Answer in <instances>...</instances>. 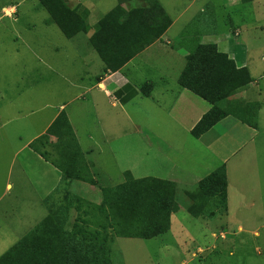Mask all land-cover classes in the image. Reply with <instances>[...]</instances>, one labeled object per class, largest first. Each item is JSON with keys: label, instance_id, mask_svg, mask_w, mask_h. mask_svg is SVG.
I'll list each match as a JSON object with an SVG mask.
<instances>
[{"label": "rangeland", "instance_id": "1", "mask_svg": "<svg viewBox=\"0 0 264 264\" xmlns=\"http://www.w3.org/2000/svg\"><path fill=\"white\" fill-rule=\"evenodd\" d=\"M89 1L0 0V125L10 117H22L44 105H57L73 99L80 90L72 86L87 82L91 84L90 75L101 74L102 60L91 46L100 32L94 30L87 35H90L87 39L85 35L89 32L88 27L98 21H101V26L109 20L116 19L114 21L118 22L119 14L120 20L126 23L128 13H119L121 9L113 5L116 0H102L96 11L95 7H90ZM160 1L167 6L174 3L170 0ZM199 4L202 11L195 17L199 33L196 36L189 33L183 37L178 34L179 37L171 47L178 48L182 42L187 45L188 41L193 43L206 40L217 41L224 47L225 42L240 41L246 46L247 70L251 79L259 86H264V0H255L254 3L248 0H200ZM84 9L93 14L99 10L102 15L97 18L91 15L87 22H83L81 12ZM233 20L239 23L237 27ZM128 31L113 34L112 57L118 56L120 49L127 53L131 51L130 39L133 34ZM209 47L215 49L213 45ZM160 56L168 59L170 55L164 53ZM108 65H112V62ZM147 73V65L142 64L137 74L126 75L134 83L141 84L143 81L139 80H145ZM136 77H139L138 81L134 80ZM77 79H83V82H75ZM138 102L140 109L154 107L146 99H138ZM68 111H71L72 125L77 130L81 145H97L102 149L96 162L98 170L93 172L94 175L91 174L97 186L90 187L89 184L73 180L68 184L64 182L63 186L53 192H43L39 196L43 188L37 181L43 173H39L43 165L28 153V149L25 151L28 157L26 160L22 154L17 161L12 162L11 149L7 151L6 135L0 128V258L24 236L46 223L48 231L61 237L62 243L67 246L59 260L64 263L72 261L75 264L77 255L87 257L85 264H264V195L259 199L260 192L255 189H264V170H259L260 178L254 169L247 170L251 176L246 173L242 178L244 171L240 166L233 167L234 161H230L231 187H234L235 182L252 184L250 196L244 198L245 207H238L239 200L234 201L232 198L229 219H221L225 211L218 209L221 217L207 227L191 216L208 214L214 208H195L194 201L199 199L197 190L182 191V195L173 196V200H177L174 211H178L170 214L169 229L154 236L163 229L160 221L156 219L157 225L154 224V228L148 223L149 218H143L142 224L135 225L137 210L132 202L136 189L143 198L154 191L151 188L148 190L145 185H136L128 172L131 166H136L137 173L145 175V165H142L144 160L136 159L135 156L129 158L128 152H118L116 156L109 153L111 137H116L117 142L121 143V140L130 141L140 135L129 124L122 125L125 132L121 134L117 129L112 131L99 127L88 96L84 100H73ZM260 123L264 124V105L261 108ZM158 131L163 137H171L166 132L168 130L159 128ZM142 132L146 134L144 130ZM25 134L31 135L28 129ZM4 148L6 152H3ZM243 152L234 159L239 165ZM61 155L59 161L64 167L71 166L76 170L80 166L81 156L77 144L70 143ZM221 173L220 167L217 174L221 176ZM219 176L215 186L221 188ZM102 188L110 189V205L116 214L114 219L120 223L123 232L120 235L154 237L120 238L108 228L109 238L103 244L77 234L74 224L78 223L77 217L81 216L76 210L77 199L98 206L104 199ZM160 189L164 191L163 187ZM167 196L168 192L164 198ZM149 214L156 216L152 212ZM159 219L164 220L165 217L159 216ZM92 220V223L85 226L95 230L97 222ZM23 255L19 251L14 258L10 257L8 262L0 264H22Z\"/></svg>", "mask_w": 264, "mask_h": 264}, {"label": "crops", "instance_id": "2", "mask_svg": "<svg viewBox=\"0 0 264 264\" xmlns=\"http://www.w3.org/2000/svg\"><path fill=\"white\" fill-rule=\"evenodd\" d=\"M101 1L90 0L89 5L92 8L95 7L96 11ZM156 1L161 7L163 15H160L163 17H157V22H154L155 16H152L150 12L146 13L149 7L146 0H116L113 5L121 9L119 13H136L128 22L131 32L139 33L153 26L157 28L160 23L166 26L163 34L151 43L135 41L134 46L140 47L141 50L115 71L105 70L104 63L101 62L102 72L97 76L90 75L91 84L87 82L83 85L72 86L80 90L73 99L57 105H44L29 115L22 117L18 115L6 119L0 128L6 135L7 151L11 149V160L15 162L22 154L26 160L28 157L25 151L28 149V153L43 165V169L39 172L43 173L39 175L37 181L43 188L39 196L43 192H53L57 190V187L63 186L64 182L68 184L73 181L70 179L64 181L62 172L52 165L55 161L60 164L59 159L62 155L59 157L58 149L65 130L70 126L80 154L90 174H93L95 170H98L96 162L98 156L102 154V149L97 145L86 147L81 145L77 130L72 125L71 111H68L73 100H79V98L84 100L88 96L91 110L96 120L99 121V127L112 131L117 129V132L121 134L125 132L122 130V125L129 124L140 135L131 138L130 141L121 140V143L117 142L116 137H108L111 145L109 153L112 156H116L118 152L122 154L128 152L129 158L135 156L136 159L144 160L142 165H145V175L138 174L136 166L128 169L133 181L156 180L173 184L169 187L174 193V198L182 191L197 190L199 199L194 201L195 208L197 206H200L201 210L214 208L208 214L204 212V215L200 213L191 216L205 226L221 217L218 212L221 208L213 204L215 197L208 193V186L203 185V180L220 167L224 168L226 210L221 219L227 221L231 199L239 200L238 207H245L244 198L250 196L252 187V184L247 185L245 181L235 182L234 187H231L229 162L234 161L233 167L235 168L241 167L244 171L242 178L246 176V173L250 175L247 171L250 169L257 170L260 178L262 176L259 170H264V124L260 123L261 108L264 105V86H259L251 79L247 70L246 46L240 41L225 42L224 47L220 46L217 41L210 40L193 43L188 41L187 45L182 42L178 48L171 47L177 36L183 37L189 33L196 36L199 33L195 17L199 11H202L200 0H170L174 2L170 6L160 0ZM250 2L254 3L255 0ZM81 13L82 19L86 22L91 15L96 18L102 15L99 10L96 14L88 9H84ZM143 13L146 14L143 15ZM120 17L119 14L118 22L114 21L116 19L108 21L110 27L114 26L113 30H118L117 27L123 25ZM159 19H161L160 22ZM198 20L196 23L199 22ZM233 22L235 27L239 25L235 20ZM100 23L101 21H98L87 26L90 28L85 35L87 39L90 37V35L87 36L88 34L94 30L99 32L102 29ZM108 24L106 21L104 27ZM210 45L215 47L216 54L225 56L222 60L225 65H229V61H232L236 70L246 69L250 79L247 85L236 89L230 97L228 95L215 105L203 99L199 93L200 89L196 87V82L200 83L202 80V69L205 66L204 63L199 62L201 57L197 50ZM152 49L155 50L150 53ZM164 53L170 55L168 59L160 56ZM143 55L146 56L142 59ZM196 59L198 61H195ZM142 64L148 67L146 78L139 80V77H136L134 80L143 81V83H134L133 79L128 78L126 74H137ZM82 80L77 79L75 82L82 83ZM240 95L242 97H239ZM237 96L239 98H236ZM141 98L151 101L154 107L140 109L138 99ZM229 103L235 106L234 112H229ZM213 108L219 110L215 112L214 124L209 130L197 136L193 135L192 131ZM116 111L119 112L116 113ZM159 128L168 130L166 132L171 137L161 136ZM26 129L29 130L30 136H26ZM143 130L146 132L145 135L142 134ZM36 142H38L37 147ZM5 150L4 148L3 152H6ZM242 150L244 152L241 156V165H239L234 159ZM239 183L242 185L239 186ZM80 184L86 183L80 182ZM255 189L260 192L258 198L262 199L263 187ZM176 212H172L171 215Z\"/></svg>", "mask_w": 264, "mask_h": 264}, {"label": "trees", "instance_id": "3", "mask_svg": "<svg viewBox=\"0 0 264 264\" xmlns=\"http://www.w3.org/2000/svg\"><path fill=\"white\" fill-rule=\"evenodd\" d=\"M252 0H248L250 2ZM148 4V9L146 13L150 12L152 16H155L154 22H157V17H163V12L159 3L156 0H146ZM159 12V13H158ZM146 13H143L145 15ZM138 14V13H137ZM136 13H129L128 19H126V23L122 22L123 25H119L117 27L118 30H113L114 26H109L107 21V26H101V30L99 37L94 39L96 42H91V46L97 50L100 59L104 63V69L110 70H117L123 64H125L129 58L138 53L141 48L135 47L134 42L146 41L151 43V41L157 40L165 31L166 26L159 23L156 27H152L148 30H142L139 33H135L134 31H130L128 27V22L132 19ZM84 22V20L82 19ZM113 21V20H112ZM161 19H159V22ZM123 30L130 32L132 38L130 39L131 51L127 53V51L121 50V47H117L116 49H120V53L115 58L111 56V49L113 47L114 42V33L118 32L121 33ZM98 32V31H97ZM100 39H103L100 41ZM99 40V41H98ZM96 43V44H95ZM127 50V49H125ZM199 57H201L200 61L202 64L204 63L205 66L203 67L202 73V80L200 83L196 82L197 89H200L199 93L203 99L208 101L209 103L215 105L218 101L223 100L228 95L229 97L231 94L238 88L247 85L250 82L248 73L246 69L236 70L232 61H229V65H225L223 63L224 55L216 54L215 49L212 47L201 48L199 51ZM195 61H198L197 59ZM109 62H112V65H108ZM217 62V65H216ZM201 85V86H200ZM236 110L235 106L229 105V112H234ZM219 112L218 109L211 110L206 116H204L203 120L200 122L199 126L196 127L192 133L193 135L197 136L199 133H203L210 129V127L215 122V112ZM72 144H77L75 135L73 130L70 126L67 127L65 130L63 139L60 143L58 149V155L63 153L64 148L68 147ZM81 156V154H80ZM58 158V157H57ZM81 163L78 168L73 169L71 166H63L58 164L57 161L53 162V166L62 172V177L64 179L76 180L91 186H97V182L91 176L89 169L84 162L81 156ZM60 162V161H59ZM67 167V168H66ZM217 170L211 173L208 177L203 180V185L208 186V193L215 197L216 207H220L223 211L226 210V196H225V172L224 168H222L221 176H219V180L221 179L222 187L218 188L215 186L218 179ZM136 185H145V187L151 191H154L151 194H148L143 198L141 196V192L136 189L135 195L133 198V204L137 210V218L135 220V225L142 224L143 218H149V224L154 228V224L157 225L156 219L160 221L162 226V231L158 232L157 236L169 229V216L174 211L176 206V201L173 200L174 193L169 186H173V184L156 181V180H138L134 181ZM121 186V185H120ZM118 186V187H120ZM163 187V192L161 191L160 187ZM103 194V201L100 205L96 206L89 202L77 199L78 205L76 207L77 212L81 213V216L77 217L78 223L74 224V229L77 230V234L81 235L83 238L89 237L95 241H101V243L105 244L107 242V238H109L108 228H111L113 234L115 236H120V238H143V239H150L151 237L146 236H125L120 235L123 232L120 228V223H116L114 217L116 216L115 212L111 209L112 205H110V189L102 188L101 189ZM137 192V193H136ZM168 192V196L165 199V193ZM172 194V197H171ZM220 196V197H219ZM142 197V198H140ZM146 199V200H145ZM110 209V210H109ZM152 212L156 216L153 217L149 213ZM150 216V217H149ZM159 216H164V220H160ZM87 217H90L89 220ZM96 220V229L90 230L91 228H87L85 224L92 223V219ZM106 224V225H105ZM84 226V228H83ZM89 229V230H88ZM100 229V230H99ZM103 233V234H102ZM63 240L56 234H51L48 231V224L42 223L39 227L32 230L26 236L22 238V240L12 247L8 252H6L1 258L0 262H8L9 258H14L17 252H23V262L22 264H73L72 261H68L64 263L60 260V256L63 252L66 251L67 246L62 243ZM8 259V260H7ZM75 264H85L87 262L86 256H77L76 255ZM58 261V262H57Z\"/></svg>", "mask_w": 264, "mask_h": 264}]
</instances>
